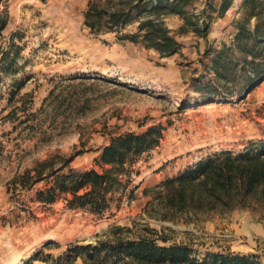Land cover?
Listing matches in <instances>:
<instances>
[{"label":"rangeland","instance_id":"rangeland-1","mask_svg":"<svg viewBox=\"0 0 264 264\" xmlns=\"http://www.w3.org/2000/svg\"><path fill=\"white\" fill-rule=\"evenodd\" d=\"M86 4L0 0V15L7 18L0 30V264H12L17 256L24 264L38 250L54 258L71 242H94L110 226L133 222L165 228L172 241L190 244L196 256L231 251L254 254L264 264V210L256 205L188 222L160 221L147 213L150 189L165 178L209 153L238 152L251 140H264V73L229 96L235 85L222 87L209 69L210 50L231 41L241 13L234 8L220 17L212 15L204 37L190 28L181 30L177 15L166 16L183 49L160 57L141 43H118L113 32L91 33L82 24ZM6 50L15 57L9 68L3 59ZM21 79L24 84L9 104L12 82ZM207 83L218 93L203 97L214 92L204 87ZM51 89L54 93L44 106L48 110L37 112L41 119L65 100L52 128L46 123L51 140L33 146L25 133L17 134L21 127L10 133L12 121L6 114L20 107L17 116L22 119L39 111ZM152 124L164 126L160 146L134 165L137 174L128 185L132 200L123 196L105 215L69 208L60 199L49 204L36 200L44 183L18 190L9 184L15 173L49 155L74 154L68 167L99 169L94 158L110 136L140 132ZM41 259L31 264H48Z\"/></svg>","mask_w":264,"mask_h":264},{"label":"trees","instance_id":"trees-1","mask_svg":"<svg viewBox=\"0 0 264 264\" xmlns=\"http://www.w3.org/2000/svg\"><path fill=\"white\" fill-rule=\"evenodd\" d=\"M195 1L87 0L82 24L91 33L113 32L118 43H141L160 57H170L183 48L166 25V16L177 15L182 20L181 30L190 28L204 37L209 32L212 15L223 16L234 0H207L202 23L191 11ZM237 10L242 16L235 21L231 41L222 43L220 49L210 50L209 59V69L215 79L222 82L221 86L235 85L227 91L229 96L236 95L242 84L251 83L264 73V0H242ZM6 24V16L0 15V30ZM132 24L135 25L133 31L128 29ZM3 55L7 61L5 68L12 67L14 55L7 50ZM23 84L22 79L12 82L9 104ZM204 87H210L214 92L208 91L203 97L217 91L210 83ZM53 93L51 89L44 97L39 111L28 113L22 119L17 116V108L20 107L11 109L6 114L12 121L9 132H17L21 127L17 134L25 133V139L34 141L33 146L49 142L52 138L49 127L56 123L58 109L63 107L60 104L65 100L41 119L37 118V112L45 109ZM163 131V125L152 124L140 132L128 131L110 136L94 158L99 169L75 170L68 167L74 154L67 158L55 154L38 160L33 167L21 173H15L9 184L18 190L44 183V187L36 191V200L49 204L60 199L69 208L105 215L114 203L119 205L123 196L132 200L133 189H128V185L132 176L137 174L134 165L160 146ZM19 145L17 142L16 146ZM150 192L153 198L147 204V213L160 221H176L178 218L185 222L207 220L215 213L253 205L264 210V140H251L238 152L221 150L209 153L165 178ZM164 229L136 222L131 226L116 224L94 242H71L63 253L54 258L38 250L24 264H31L40 257L48 264H77L79 259L81 264H260L256 255L239 252L213 251L196 256L190 244H177Z\"/></svg>","mask_w":264,"mask_h":264},{"label":"built area","instance_id":"built-area-1","mask_svg":"<svg viewBox=\"0 0 264 264\" xmlns=\"http://www.w3.org/2000/svg\"><path fill=\"white\" fill-rule=\"evenodd\" d=\"M207 6V0H196L195 3L192 5L191 11L198 17L199 23L204 21V17L202 15L203 10H205Z\"/></svg>","mask_w":264,"mask_h":264},{"label":"crops","instance_id":"crops-1","mask_svg":"<svg viewBox=\"0 0 264 264\" xmlns=\"http://www.w3.org/2000/svg\"><path fill=\"white\" fill-rule=\"evenodd\" d=\"M241 1H242V0H234L232 6H231L230 9H229V11L232 10V9H234V8H237V9H238V7H239ZM234 5H235V6H234Z\"/></svg>","mask_w":264,"mask_h":264},{"label":"bare ground","instance_id":"bare-ground-1","mask_svg":"<svg viewBox=\"0 0 264 264\" xmlns=\"http://www.w3.org/2000/svg\"><path fill=\"white\" fill-rule=\"evenodd\" d=\"M22 263V258L17 256L16 258H14L12 264H21Z\"/></svg>","mask_w":264,"mask_h":264}]
</instances>
